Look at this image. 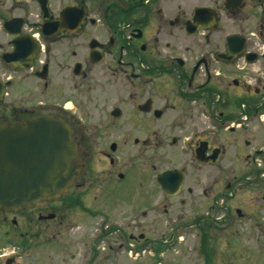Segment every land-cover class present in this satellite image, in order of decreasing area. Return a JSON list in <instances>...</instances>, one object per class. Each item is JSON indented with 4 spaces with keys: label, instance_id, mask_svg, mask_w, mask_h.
<instances>
[{
    "label": "flooded vegetation",
    "instance_id": "af4514ba",
    "mask_svg": "<svg viewBox=\"0 0 264 264\" xmlns=\"http://www.w3.org/2000/svg\"><path fill=\"white\" fill-rule=\"evenodd\" d=\"M69 78L80 88V122L66 96L51 100ZM262 80L264 0H0V125L59 119L80 156V197L38 202L47 214H18L37 204L0 211V264L35 262L39 244L47 264H70L54 251L67 245L72 209L99 224L98 238L159 251L140 222L176 203L186 214L171 219L191 216L204 264H264V148L240 152L264 142ZM230 135L239 143L232 157L256 166H228ZM175 152L183 164L158 169ZM258 178L256 203H244L240 189ZM127 220L136 233L126 234Z\"/></svg>",
    "mask_w": 264,
    "mask_h": 264
},
{
    "label": "rangeland",
    "instance_id": "374dc122",
    "mask_svg": "<svg viewBox=\"0 0 264 264\" xmlns=\"http://www.w3.org/2000/svg\"><path fill=\"white\" fill-rule=\"evenodd\" d=\"M70 81L67 82L69 85L68 88H63L62 91L59 92L57 96H52V102H56L60 100V97L66 96V106L69 112H72L73 115L80 122V88L75 91L72 89L71 84L73 80L69 78ZM56 82V80L53 79ZM264 81V80H262ZM80 124V123H79ZM237 142L233 140V136H229V154H228V166L236 168L237 171H244L247 167H251L255 165L257 161L252 162L250 160H245L244 158L234 159L232 157V153L234 152V145ZM239 144V143H237ZM241 145V144H240ZM261 146L264 148V142L255 141L252 142L251 147H240L241 151L252 150L254 147L257 148ZM79 153H80V141H78ZM244 147V148H243ZM168 149V148H165ZM166 150H164L165 153ZM175 156H166L162 159V161L158 165V169H163L165 167H171L176 164H183L181 160L182 155L180 153L175 152ZM222 165V162L219 166ZM256 166V165H255ZM215 167H213L214 169ZM215 171V170H214ZM253 176H251L252 178ZM263 183L262 178H258L253 182L252 186L248 188L247 186L243 187L242 185L239 191L240 199L246 203L252 201L256 203L257 199V185H261ZM261 194V193H260ZM67 199H75L78 196L80 197V174L76 178L75 186L68 191ZM66 199V200H67ZM61 206V202H58ZM145 206H141V209H144ZM50 208L46 207L44 203H39L34 209L26 210L24 212H20V215H29V214H47L50 212ZM185 208L174 206L173 210L165 215L162 213L161 206L159 207L158 212L155 211L156 222L148 225V219H145L143 222H140L142 226H144V231L146 237L149 238V241H157L161 243V249L159 251H154L153 246L154 243L147 245L145 248L137 249V245L143 244V241L133 242L130 241L125 243L124 240L116 239V242L113 243V239L111 238H98L100 234L99 224L92 223L91 227L84 225L83 222H80V211L77 209L67 210L64 212L66 218L64 220V227H69L65 229V240L67 245L60 249H55L54 255L63 258L70 264H84V262L92 257L93 247L98 252V255L94 257V261L92 264H204L203 255L200 253L201 248V238L198 234V229L190 226V217H185L181 221H173L171 218L175 219L176 214H181L185 212ZM214 214H223V210H215ZM260 213V212H259ZM139 214V213H138ZM141 217L139 215L138 222ZM87 222V221H86ZM128 227L126 229V234L129 232L136 233L135 229L136 222L127 220ZM127 222H124L127 223ZM119 223H117L118 225ZM157 226V227H156ZM240 228H244L245 225L239 226ZM140 231V230H138ZM97 240V241H96ZM80 242L84 243V247L80 245ZM123 242V244H121ZM112 247V252L109 250V246ZM128 245V247H126ZM43 248L45 245H38V249L36 251V260L32 261L31 264H47V261H43L42 254ZM42 252V253H41ZM41 253V254H40ZM75 254L76 259L73 263L69 260V255ZM32 259V255H30ZM30 259V260H31ZM30 260L28 264H30ZM21 264H23V260H21Z\"/></svg>",
    "mask_w": 264,
    "mask_h": 264
},
{
    "label": "water",
    "instance_id": "95a60500",
    "mask_svg": "<svg viewBox=\"0 0 264 264\" xmlns=\"http://www.w3.org/2000/svg\"><path fill=\"white\" fill-rule=\"evenodd\" d=\"M62 25L63 15L53 27ZM79 171L77 144L63 121L39 117L0 125V211L16 212L60 199ZM173 172L159 177L164 188Z\"/></svg>",
    "mask_w": 264,
    "mask_h": 264
}]
</instances>
